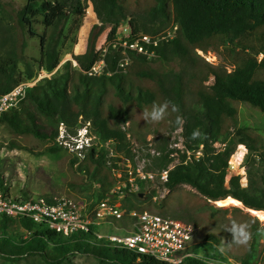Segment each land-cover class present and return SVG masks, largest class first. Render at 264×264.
<instances>
[{"label": "trees", "instance_id": "obj_1", "mask_svg": "<svg viewBox=\"0 0 264 264\" xmlns=\"http://www.w3.org/2000/svg\"><path fill=\"white\" fill-rule=\"evenodd\" d=\"M86 1L27 0L14 16L16 26L0 22V95L33 78L35 65L46 72H53L60 65L59 45L81 26ZM91 1L100 24L91 28L85 51L72 55L78 67L73 68L72 60L67 59L60 65V72L28 87L25 98L0 117V124L11 134L52 141L38 154H57L63 148L55 140L60 124L66 125L69 134H75L82 122H89L96 144L76 154L70 165L79 163L76 171L85 174L90 185L95 186L90 192L94 204L117 185L114 175L117 160L125 170L123 158L134 156L123 125L145 106L169 102L166 117L175 126H181L183 149L171 156L172 151L165 152L162 148L153 160L158 170H162L177 159L168 171L165 187L169 191L182 184L194 188L200 204L210 211L209 220L214 219L218 210L210 202L228 196L238 199L245 207L264 210V172H259L261 168L264 170L262 140L253 128L239 125L237 106L238 102H245L264 113V0ZM140 11L144 12L143 16L138 15ZM37 16L42 18L40 23L44 28L40 34V55L38 59H28L24 54L27 44L20 40L18 31ZM172 19L177 25L175 36L156 48L155 57L147 59L131 53L132 61L124 72L117 68L122 53L111 49L105 57L104 72L87 75L102 52L95 47V29L100 31L103 26L111 25L106 38L111 40L118 23L127 20L133 32L154 35L164 30ZM197 49L216 51L224 62L210 64L197 54ZM173 61L178 63L177 71L159 70L152 65ZM210 78L212 83L206 84ZM178 118L180 124L176 122ZM195 131L200 135L194 139ZM108 140L113 141L112 154L104 144ZM239 144L247 148L243 159L248 167L246 186L241 185L240 175L229 173V159ZM3 182L0 177V185L4 187ZM142 183L139 182V189ZM152 193L155 196L154 190ZM129 194L123 198L129 204L126 208L144 211L145 205ZM152 207L170 216L166 202ZM13 222L28 231V238L11 235ZM249 230H252V243L247 258L242 261L244 264H254L261 228L257 224ZM219 241L214 234L207 235L206 240L194 246L199 256L187 257L182 264L226 260V254L218 248ZM0 248L13 255L37 253L51 264H59L71 252L90 254L102 263L168 264L115 246L105 238H98L93 229L63 236L42 224L5 216L0 218Z\"/></svg>", "mask_w": 264, "mask_h": 264}, {"label": "rangeland", "instance_id": "obj_2", "mask_svg": "<svg viewBox=\"0 0 264 264\" xmlns=\"http://www.w3.org/2000/svg\"><path fill=\"white\" fill-rule=\"evenodd\" d=\"M26 2L27 0H0V22H3V24L11 23L16 26L14 16L18 9H20ZM85 7L86 13L82 19L81 26L74 32L70 33L67 38L63 39L59 45L62 58L60 65L63 64L65 60L71 59L72 67H77L76 61L72 59V55L81 53L86 49L91 28L95 24H100L98 17L94 12V5L91 0L86 1ZM138 15L143 16L144 12L140 11L138 12ZM40 19H42L40 16L32 18L30 25L25 29L18 31L20 40L25 41L27 44L24 48V54L28 59H38L40 55V34L44 29L43 25L40 23ZM69 22L70 20L66 27L69 25ZM111 27V25H106L103 26L100 31L98 28L95 29V33H97L95 47L98 51L102 50L105 46L107 34ZM208 52L211 56L216 57L217 64H222L224 62L222 57L216 51L209 50ZM60 65L54 70L53 74L60 72ZM152 65L159 70H178V63L176 61L169 64L154 63ZM19 67L22 70V65H19ZM42 72L43 71L35 65V76ZM42 80L43 78L39 82ZM205 83L211 84L212 79L210 78ZM237 106L239 125L248 126L255 130V132L261 137L264 151V113L250 107L245 102H238ZM145 109L150 110L151 107L148 105L145 106L141 111L136 112L132 116V119L128 121V125H123V128L127 130L128 136L130 137L132 152L134 154L133 158L124 157L123 159H125V161L123 164L126 168L128 165L140 163L144 170L156 172L158 167L153 163V160L157 157V154H152V150L160 153L163 148L165 149V152L172 151L173 155H176L175 151L183 148L182 128L181 126H175L174 121L167 117L156 123L146 122L143 118V111ZM83 123L86 122H82V124ZM51 144L52 141L50 140L42 141L31 135L11 134L5 130L2 124H0L1 179L11 188L12 194L52 193L66 195L87 203L92 202L93 199L90 197V192L94 190L95 186L90 185V181L87 180L85 174L81 175L76 171V167H78L79 163H76L73 166L70 165V160L76 156L75 152L63 147L57 154H38V152H40L45 146ZM112 145L113 143L110 144V148H112ZM240 145H242V147ZM110 153L112 154V152ZM241 153H243L242 160H239ZM246 153L247 148L245 145H237L233 153L234 157L232 155L231 158H233H230L233 163V168L230 166V171L241 175V179L245 177V181L248 183V167L243 163ZM78 157L79 159L82 158L81 156ZM175 159L172 162H175ZM259 172L263 173V168L259 169ZM153 190L155 191V196H153L148 202L142 204L145 205L144 210L160 213L155 207H152V204L156 205L158 203L166 202L168 206V214L170 216L193 222L199 227L196 244L206 240L207 235L214 234L220 239L218 248L220 249L223 247L224 251L222 254H226L224 255L226 260L221 261L225 264H244L242 261L248 256L252 240L249 241L247 246H238L234 243L229 244L228 242L231 241L232 237L226 229L231 227L233 221L238 223H248L250 226L249 229L254 228L257 224L260 226V224L251 215V212L247 210L248 207H245L242 202L241 205H219L217 200L211 201L210 203L214 207H217L218 210L214 213V219L209 220L207 216L210 212L209 209L200 204L199 194L191 186L182 184L176 186L172 191H169L164 184H161L159 180H156L155 182L142 183V187L137 192L152 193ZM195 195L198 198L195 199ZM121 202L124 207H129V204L125 202L124 199H122ZM148 204H150L151 207ZM118 224L127 225L129 224V221L127 218L112 220L110 223L97 226V230L101 231L103 234H119L121 231H118L119 229L117 230L115 228V225L119 227ZM10 232L12 236L21 239H26L28 236L18 222H13L11 224ZM250 232H252V230ZM205 252H207L206 249ZM205 252L204 254H207ZM201 256L205 258L204 260H207L206 256ZM252 263L264 264V240L261 239V236H259L257 241L256 257ZM0 264L51 263L46 262L43 257L37 253L13 255L8 252V250L0 248ZM59 264L112 263H102L90 254L71 252L67 254Z\"/></svg>", "mask_w": 264, "mask_h": 264}, {"label": "built area", "instance_id": "obj_3", "mask_svg": "<svg viewBox=\"0 0 264 264\" xmlns=\"http://www.w3.org/2000/svg\"><path fill=\"white\" fill-rule=\"evenodd\" d=\"M176 29L177 25L173 22V19L164 30L154 35L133 32L127 20L119 22L116 26L114 38L111 40L106 39L100 57L86 72L87 75L98 76L104 72L106 67L105 57L112 52L111 49H117L122 53L123 57L118 61L117 68L124 72L127 65L132 61L129 56L131 53L145 56L147 59L155 57L156 48L172 39L175 36ZM196 52L208 63L217 65L216 57L211 56L209 52H203L200 49H197ZM53 72L43 71L1 94L0 117L25 98L28 87L36 85L42 78L52 76ZM108 74L111 73L108 72ZM125 124L128 125L129 123L126 122ZM94 137L90 132L89 122L83 123L75 134H69L66 131V125L61 123L55 140L59 145L80 155L82 151L96 144L93 142ZM111 143L113 141L108 140L104 144L108 146L110 152H113L110 148ZM152 154H159V152L152 150ZM199 154L200 151L196 152L195 156L198 157ZM242 155L243 153L240 155V160H242ZM171 156L174 155L171 154ZM176 162L177 159L169 164L166 169L153 172L144 170L140 163L128 165L123 170L119 166L120 161L117 160V167L114 168V175L118 179L117 185L110 190L105 198L94 204L79 201L66 195L52 193L28 194L26 196H22V193L12 194L11 188L4 181V187L0 185V218L5 216L15 219H27L36 224H42L63 236L93 229L98 238H105L115 246L126 248L134 253L146 255L168 264H182L187 257L197 258L199 256L194 250L199 227L194 223L158 212L127 209L121 202L127 193L139 190V182L159 180L161 184H164L168 179V171ZM230 166L233 168L232 160L229 159V171ZM229 173L232 174L231 171ZM240 182L243 186L247 185L245 177L240 178ZM247 210L264 228V210L249 208ZM123 218H127L129 224H118L119 227L115 225V228L121 231L119 234H103L97 230V226ZM24 231L28 235V231ZM212 263L225 264L222 261H212Z\"/></svg>", "mask_w": 264, "mask_h": 264}, {"label": "clouds", "instance_id": "obj_4", "mask_svg": "<svg viewBox=\"0 0 264 264\" xmlns=\"http://www.w3.org/2000/svg\"><path fill=\"white\" fill-rule=\"evenodd\" d=\"M78 67V64H76ZM168 107L169 102H165L163 104H153L151 109H145L143 111V118L148 123H156L160 122L165 119L167 113H168ZM173 110H176L175 107H173ZM177 124L181 123V120L177 119ZM200 135L199 131H195L193 133V138H197ZM137 193V192H133ZM253 209V208H249ZM249 224L248 223H238L233 221L231 223V227L227 228L226 230L231 234V241H229V244H236L238 246H247L249 244V241L251 240V232L249 230ZM262 229V227H261ZM220 251L223 252L224 248L221 247Z\"/></svg>", "mask_w": 264, "mask_h": 264}, {"label": "water", "instance_id": "obj_5", "mask_svg": "<svg viewBox=\"0 0 264 264\" xmlns=\"http://www.w3.org/2000/svg\"><path fill=\"white\" fill-rule=\"evenodd\" d=\"M129 195L139 204L146 203L153 198V194L150 192H137L130 193ZM260 236L261 239L264 240V228L261 229Z\"/></svg>", "mask_w": 264, "mask_h": 264}, {"label": "bare ground", "instance_id": "obj_6", "mask_svg": "<svg viewBox=\"0 0 264 264\" xmlns=\"http://www.w3.org/2000/svg\"><path fill=\"white\" fill-rule=\"evenodd\" d=\"M77 64V63H76ZM217 203L219 205H227V204H232V205H241V202L233 197H226L225 199L217 200Z\"/></svg>", "mask_w": 264, "mask_h": 264}, {"label": "crops", "instance_id": "obj_7", "mask_svg": "<svg viewBox=\"0 0 264 264\" xmlns=\"http://www.w3.org/2000/svg\"><path fill=\"white\" fill-rule=\"evenodd\" d=\"M85 51V50H84ZM84 51H82L81 53H83ZM78 54H80V53H78ZM66 59V58H65Z\"/></svg>", "mask_w": 264, "mask_h": 264}]
</instances>
